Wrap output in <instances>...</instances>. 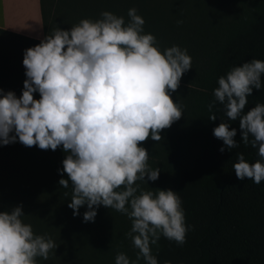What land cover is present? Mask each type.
<instances>
[{"label": "clouds", "instance_id": "9594fccd", "mask_svg": "<svg viewBox=\"0 0 264 264\" xmlns=\"http://www.w3.org/2000/svg\"><path fill=\"white\" fill-rule=\"evenodd\" d=\"M137 11L128 10L127 22L104 11L68 30L57 26L24 50L22 94L0 89V146L62 147L66 155L58 171L67 179L58 183L71 187L67 206L73 215L86 206L83 221L94 222L104 206L131 222L126 236L136 257L119 252L115 264H158L153 246L161 237L182 246L190 229L179 192L141 185L158 180L161 172L150 166L142 142L161 141L162 130L181 119L185 106L174 102L172 93L192 68V57L178 45L161 49L156 37L145 33ZM262 88L264 60L252 58L218 78L214 100L207 105L209 112L217 102L223 105L226 119L213 128L224 145L221 153L240 143L257 150L255 162L237 153L232 165L237 179L256 185L264 181V103L245 108L253 91ZM236 121L240 142L237 128L231 127ZM24 216L22 204L0 211V264H38L58 247L51 236L35 234Z\"/></svg>", "mask_w": 264, "mask_h": 264}, {"label": "rangeland", "instance_id": "374dc122", "mask_svg": "<svg viewBox=\"0 0 264 264\" xmlns=\"http://www.w3.org/2000/svg\"><path fill=\"white\" fill-rule=\"evenodd\" d=\"M86 1L44 0V6L47 15L54 17L56 27L66 30L74 16L70 11L71 4L81 5ZM160 1L165 10L181 18L184 29L183 36L173 39L172 45L160 47L178 45L186 48L192 57V68L182 76L179 88L172 93L173 101L178 99L185 106L181 119L162 130L161 141L149 138L142 142L150 155V166L159 167L161 172L158 180L148 181V185L142 184L141 187L176 191L186 187L184 176L198 163L213 161L211 112L207 107L211 102L209 55L231 33L263 27L264 0H180L176 11L170 9H174L170 0ZM1 36L2 63L23 62L24 50L38 44L13 35ZM18 75V84L5 90L15 89L12 91L22 93L26 76H21V71ZM4 166L12 169L14 177L5 190L2 189ZM58 170L48 150H41L38 146L26 147L19 142L0 146V211L22 204L24 222L32 225L35 234H47L58 245L47 261L38 258V264H115L119 252L134 260L137 250L126 236L131 228L129 219L104 206L97 209L94 222L83 221L86 206L79 210V216H74L73 210L67 206L71 187L65 189L59 185V180L64 177ZM2 190L8 193L9 199ZM163 247L161 237L158 247L153 246V253Z\"/></svg>", "mask_w": 264, "mask_h": 264}, {"label": "trees", "instance_id": "16d2710c", "mask_svg": "<svg viewBox=\"0 0 264 264\" xmlns=\"http://www.w3.org/2000/svg\"><path fill=\"white\" fill-rule=\"evenodd\" d=\"M179 1L170 0L174 6V9L170 7L172 11L177 10L176 4ZM41 3L46 36L56 28V24L54 17L47 15L44 0ZM80 4H71L70 11L74 12V16L72 15L70 28L81 19H98L104 11L123 16L127 22L128 10L136 8L137 14L145 20V33L153 34L159 45L170 46L171 42H175L173 39L184 34L181 23H177L181 18L165 10L160 0H87ZM16 37L40 43L38 40ZM252 58L264 60V26L252 31L231 33L215 47L209 55L211 102L214 100L213 91L218 87V78L225 75L232 66ZM0 68L3 90L18 84L16 81L20 71L21 76L25 74L23 62H3ZM12 90L15 89H6L5 92ZM21 94L16 93L18 97ZM34 98L39 99V93H35ZM258 102L264 103V88L254 90L253 95L248 97L245 112ZM212 114L217 116L215 121H210L213 161L210 164L198 163L191 173L184 176L186 187L176 190L185 209L186 224L190 226L186 242L178 246L174 241L163 237L164 247L153 253L157 255L158 264H164L165 261H170L171 264H264V181L260 185L247 178L241 181L237 179L232 167L237 162V153H243L250 163L255 162L258 158L257 150L240 143L239 148H225L221 153L219 149L224 145L214 137L213 128L226 119L223 105L217 102L210 116ZM231 127L237 128L235 139L240 142L239 121L232 122ZM48 151L62 171V161L66 155L62 147ZM11 171L9 166H4L2 170L4 190L10 179L14 178ZM63 177L67 179V174L64 173ZM7 194L5 192V197L9 199Z\"/></svg>", "mask_w": 264, "mask_h": 264}, {"label": "crops", "instance_id": "0c3cea01", "mask_svg": "<svg viewBox=\"0 0 264 264\" xmlns=\"http://www.w3.org/2000/svg\"><path fill=\"white\" fill-rule=\"evenodd\" d=\"M2 34L41 41L45 37L41 0H0L1 39ZM0 89H2L1 68Z\"/></svg>", "mask_w": 264, "mask_h": 264}]
</instances>
